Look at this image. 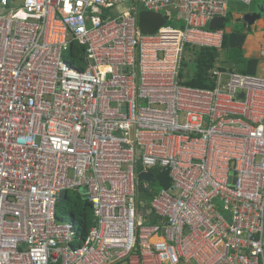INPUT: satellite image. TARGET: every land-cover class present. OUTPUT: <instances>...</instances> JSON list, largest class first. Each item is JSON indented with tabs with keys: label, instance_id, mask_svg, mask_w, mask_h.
<instances>
[{
	"label": "built area",
	"instance_id": "obj_1",
	"mask_svg": "<svg viewBox=\"0 0 264 264\" xmlns=\"http://www.w3.org/2000/svg\"><path fill=\"white\" fill-rule=\"evenodd\" d=\"M231 1L0 0V264H264V78L179 83ZM84 186L82 239L58 205Z\"/></svg>",
	"mask_w": 264,
	"mask_h": 264
},
{
	"label": "trees",
	"instance_id": "obj_2",
	"mask_svg": "<svg viewBox=\"0 0 264 264\" xmlns=\"http://www.w3.org/2000/svg\"><path fill=\"white\" fill-rule=\"evenodd\" d=\"M260 13L264 18V0L259 4ZM232 19L230 12L227 22ZM167 20L161 14H150L141 11L139 15V32L140 34H155L164 26H167ZM226 30L224 42L221 50L215 48H197L188 46L182 64V70L179 76V83L195 89L213 90L216 87L213 72L215 70L229 71L236 69L240 74L256 76V71L260 61L258 59H246L243 55V46L246 42L248 31L243 27L236 30ZM76 45H73L75 48ZM83 52L79 50L75 56L65 54V61L71 66H77L78 56L82 59ZM221 57L225 58V64L218 67L217 64ZM230 67V68H228ZM232 72V70H231ZM155 175L154 187L157 189H168L172 185L169 173L161 169L153 171ZM69 193L65 197L67 200ZM71 212V221L67 219V213ZM59 222H71L77 229L78 236L85 239L90 230L95 226L94 211L91 203L87 200L82 208L66 205L62 211L58 212Z\"/></svg>",
	"mask_w": 264,
	"mask_h": 264
},
{
	"label": "rangeland",
	"instance_id": "obj_3",
	"mask_svg": "<svg viewBox=\"0 0 264 264\" xmlns=\"http://www.w3.org/2000/svg\"><path fill=\"white\" fill-rule=\"evenodd\" d=\"M263 0H253L251 5H244L238 1L232 0L230 2V8L232 13V19L230 22L226 24V28L229 30H236L238 28L242 27V24L236 22L237 16H244L246 14H254L259 9V4L262 3ZM116 12H122V9L116 10ZM248 35H250L253 43H254V49L255 52H258V50L264 49V30H262L259 34L247 32ZM71 38V37H70ZM259 38V39H258ZM75 48H79V45H76ZM247 50L243 51L244 57L246 56ZM225 64V58L221 57L219 60V63L217 64L218 67H222ZM230 68V67H228ZM229 71L238 72L236 69H228ZM256 77L264 78V59L261 60V63L258 66ZM89 189L87 186L81 187L78 192H71L69 193L67 200L60 202L58 205V211H62V209L68 205V206H74L77 203V208H82L85 204V202L89 199ZM67 219L68 221H71V212L68 211L67 213Z\"/></svg>",
	"mask_w": 264,
	"mask_h": 264
},
{
	"label": "water",
	"instance_id": "obj_4",
	"mask_svg": "<svg viewBox=\"0 0 264 264\" xmlns=\"http://www.w3.org/2000/svg\"><path fill=\"white\" fill-rule=\"evenodd\" d=\"M262 18V14L259 13H254V14H246L242 16L240 19L237 20V23H240L243 25L244 29H247L249 32L252 31V27L254 24ZM227 20L226 19H215L211 22L210 24V29L211 30H216L221 26H224L226 24ZM153 174L150 173H141L139 175V181H147V182H152L153 181ZM66 196V193H63L60 197L59 202H63L64 198ZM141 199L152 201L153 198L148 196L147 194H144L141 196Z\"/></svg>",
	"mask_w": 264,
	"mask_h": 264
},
{
	"label": "crops",
	"instance_id": "obj_5",
	"mask_svg": "<svg viewBox=\"0 0 264 264\" xmlns=\"http://www.w3.org/2000/svg\"><path fill=\"white\" fill-rule=\"evenodd\" d=\"M256 13H259V14H262V13H260V10L258 9V11L256 12ZM242 16H237L236 18V22H237V20L238 19H240ZM242 27H243V25H242ZM247 30V29H246ZM262 30H264V18H263V15H262V18L260 19V20H258L255 24H254V26L252 27V31L251 32H249L248 30V32L249 33H252L251 35H253L254 33H256V34H259ZM227 31H231V30H229V29H227ZM252 37V36H251ZM251 37H250V35H247V38H246V42H245V44H244V46H243V51H246L247 50V53H246V56H245V58L246 59H258L259 61H260V63H261V60L262 59H264V49L263 50H258L259 51V53L258 52H255V49H254V43H253V41H252V39H251ZM259 39V38H258ZM264 42V41H263ZM259 63V64H260ZM259 66V65H258ZM258 69V68H257ZM228 72H231V71H228ZM233 72V71H232ZM257 72V71H256ZM235 73H237V72H235Z\"/></svg>",
	"mask_w": 264,
	"mask_h": 264
}]
</instances>
